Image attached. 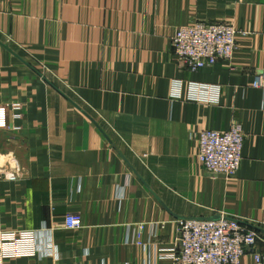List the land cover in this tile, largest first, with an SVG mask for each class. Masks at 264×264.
I'll list each match as a JSON object with an SVG mask.
<instances>
[{"label": "crops", "instance_id": "obj_1", "mask_svg": "<svg viewBox=\"0 0 264 264\" xmlns=\"http://www.w3.org/2000/svg\"><path fill=\"white\" fill-rule=\"evenodd\" d=\"M196 22L236 28L231 59L174 55ZM263 70L264 0H0V231L36 246L2 264H176L178 216L256 228L264 261ZM235 122L240 168L212 174L195 133Z\"/></svg>", "mask_w": 264, "mask_h": 264}, {"label": "built area", "instance_id": "obj_2", "mask_svg": "<svg viewBox=\"0 0 264 264\" xmlns=\"http://www.w3.org/2000/svg\"><path fill=\"white\" fill-rule=\"evenodd\" d=\"M237 30L224 22H196L179 27L172 37L174 55L190 71H198L220 60H229L237 49ZM252 86L264 92V70L254 76ZM8 122V106L0 103V127ZM197 155L203 167L215 174L234 176L242 160L245 133L240 122L229 130L202 129L195 133ZM14 177V174H4ZM82 216L70 212L64 217V227L78 230ZM144 229L140 225L139 230ZM258 238L254 228L232 218L181 219L177 247L171 258L176 264H241L243 256L253 248ZM36 246L29 232L0 231V264L5 259L34 255ZM256 264H264L255 254Z\"/></svg>", "mask_w": 264, "mask_h": 264}, {"label": "water", "instance_id": "obj_3", "mask_svg": "<svg viewBox=\"0 0 264 264\" xmlns=\"http://www.w3.org/2000/svg\"><path fill=\"white\" fill-rule=\"evenodd\" d=\"M212 174H215V173H212ZM217 175L224 176V174H217ZM178 217L181 218V219H187V218L180 217V216H178ZM220 218H221L220 216H212V217H209L208 219L216 220V219H220ZM254 229H256V228H254ZM257 230H261V229L257 228Z\"/></svg>", "mask_w": 264, "mask_h": 264}]
</instances>
